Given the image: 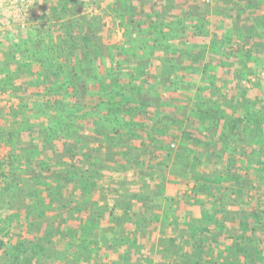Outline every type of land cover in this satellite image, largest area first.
Here are the masks:
<instances>
[{
	"label": "trees",
	"instance_id": "16d2710c",
	"mask_svg": "<svg viewBox=\"0 0 264 264\" xmlns=\"http://www.w3.org/2000/svg\"><path fill=\"white\" fill-rule=\"evenodd\" d=\"M31 1L0 264H264V0Z\"/></svg>",
	"mask_w": 264,
	"mask_h": 264
},
{
	"label": "rangeland",
	"instance_id": "374dc122",
	"mask_svg": "<svg viewBox=\"0 0 264 264\" xmlns=\"http://www.w3.org/2000/svg\"><path fill=\"white\" fill-rule=\"evenodd\" d=\"M205 5H211L213 0H199ZM31 0H0V47L1 44L9 41L11 37L20 35L25 30L29 16L32 14L30 9ZM47 12L48 8H45ZM263 13V11H262ZM20 32V33H19ZM113 37L121 40L122 30L113 31ZM261 77L264 78V71ZM9 128L0 121V135L8 132ZM8 149L0 144V152ZM1 184V181H0Z\"/></svg>",
	"mask_w": 264,
	"mask_h": 264
}]
</instances>
